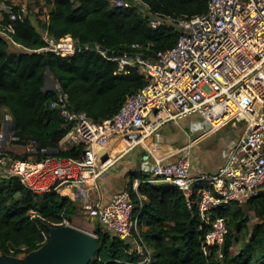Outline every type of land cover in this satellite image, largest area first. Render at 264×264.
I'll list each match as a JSON object with an SVG mask.
<instances>
[{
    "label": "built area",
    "instance_id": "obj_1",
    "mask_svg": "<svg viewBox=\"0 0 264 264\" xmlns=\"http://www.w3.org/2000/svg\"><path fill=\"white\" fill-rule=\"evenodd\" d=\"M131 1L138 4L137 0ZM112 4L124 3L118 0ZM0 6V37L14 50L48 52L59 57L80 51L70 36L56 41L47 34L43 36L45 48L21 49L10 37L11 23L23 22L24 14L15 13L2 2ZM2 13L8 15L6 25ZM151 26L178 31L174 46L157 52L152 60L143 56L140 50L144 47L138 44L130 46L137 51L133 55L109 57L97 50L117 65L118 73L138 66L146 80L144 87L127 96L119 110L103 122L97 124L82 113H71L65 94L52 79L50 89L56 99L50 107L72 124L60 148L81 146L80 159L55 156L47 148H38L33 140L24 149L28 160L9 156L4 149L18 138L13 134V120L6 113L0 130V168L34 194L74 188L81 196L84 213L111 238L128 245V252L140 258L139 264H148L150 250L137 233L134 205L127 191L115 193L107 202L88 200L89 191L99 187V180L115 160L141 147L147 159L140 164L139 172L146 182L172 185L182 193L188 209L195 206L202 223L208 225L202 252L207 255L215 248L221 259L228 231L225 218L216 210L229 203L242 206L264 187V0H207V11L202 16L154 17ZM191 117L196 118L188 129L197 138L242 125L225 162L212 173L193 167L190 145L174 152L180 154L174 161H168L171 154L159 152L156 144L147 145L146 141L162 126H179ZM37 155L45 157L36 161L33 158ZM136 186L137 181L134 190ZM54 227L70 226L63 220Z\"/></svg>",
    "mask_w": 264,
    "mask_h": 264
},
{
    "label": "trees",
    "instance_id": "obj_2",
    "mask_svg": "<svg viewBox=\"0 0 264 264\" xmlns=\"http://www.w3.org/2000/svg\"><path fill=\"white\" fill-rule=\"evenodd\" d=\"M9 1L0 0L10 6ZM113 1L118 0H34L39 11L42 5L48 9L44 22L38 19L39 15L31 20L20 7L11 6L15 13L25 17L23 22L11 23L10 37L21 49L45 48L44 34L56 41L70 36L77 46L95 44L97 48L59 57L48 52L14 50L0 37V130L7 113L18 138L12 146L25 149L33 140L38 148H47L55 156L80 159L81 146L60 148L59 143L72 124L50 107L56 93L44 88L47 74L65 94L71 113H82L92 122L101 123L119 110L127 96L144 87L146 80L138 66L118 73L117 65L97 50L133 55L137 51L130 46L138 44L144 47L140 50L143 56L152 60L157 52L172 48L178 37V31L172 27L152 28V18H189L207 11V0H137L138 4L119 0L123 6H115ZM2 17V23L8 24V15ZM7 154L20 161L29 159L26 153L21 157ZM43 157L37 155L33 159L40 161ZM146 179L140 172L135 173L124 190L134 205L132 216L137 222V233L150 250L148 264H264V190L246 203L260 223L234 255L231 249L248 219L235 203L216 210L225 218L228 231L220 250L222 258L218 259L215 248L207 255L202 252L208 225L202 223L195 206L188 209L176 187L151 184ZM76 209L72 199L55 191L34 194L17 177H0V255L18 257L37 250L49 238L47 228L70 221ZM97 227L96 252L88 264H139L140 258L128 252V245Z\"/></svg>",
    "mask_w": 264,
    "mask_h": 264
},
{
    "label": "crops",
    "instance_id": "obj_3",
    "mask_svg": "<svg viewBox=\"0 0 264 264\" xmlns=\"http://www.w3.org/2000/svg\"><path fill=\"white\" fill-rule=\"evenodd\" d=\"M0 10L3 11V6H0ZM45 89H46V83H45ZM189 123L190 122H187V123L185 122L183 125L177 126L178 130L176 132H173L171 134L169 133L163 134L161 136L160 141H158V139L154 137L150 138L149 140L146 141L147 145L156 144L159 147V152L166 154V155L171 154V156L168 157L167 159L168 161L176 160L180 154L179 153L173 154L174 152H176L177 150L187 145H190L191 146L190 150H192V146L195 145L200 140H203V138L205 137L204 136V137L197 138V135H195L196 137L193 140L189 141L188 137H185L184 135L186 133L191 134L188 129ZM230 129L231 127L224 128L225 135L221 136L220 138L215 139L216 140L214 142L215 144L214 143H213L214 145L211 144L213 145L212 147L214 148L209 152H205L203 156L201 155L202 154L201 151H199L198 153L190 151V154L192 156V161H193V167L195 168L200 167L201 171L205 173H212L225 162L228 151L231 148L232 143L237 139L231 136ZM112 146L110 145L109 148L112 149ZM60 147L62 146L60 145ZM206 157H207V164H205ZM146 159H147L146 152L141 147H138L130 151L129 153L125 154L124 156L117 158L114 164L108 169V171L99 180L98 182L99 187L97 189H93L89 191L88 200L90 202H93L95 200H101L102 202L109 201L112 195H114L115 193L119 191L124 190L125 184L127 183L129 177L139 172L140 164L146 161ZM198 160L205 162V163H202V165L204 166H200L196 164ZM136 181L137 180H134V182ZM263 190H264V187L262 188L261 191ZM59 194L66 196L72 199L73 201H74L75 195L77 197V191L74 188L62 189ZM244 205H242L241 207L245 213V217L248 219V222L246 223V228L244 232L240 234L244 237V242H247L252 234L254 227L260 223V220H258L254 212L251 211L246 204ZM81 206H82V201H81L80 208ZM244 208H246V210H244ZM235 246L237 245H234L233 247ZM233 247L231 250H233ZM237 252L238 250H234L231 253L234 255Z\"/></svg>",
    "mask_w": 264,
    "mask_h": 264
},
{
    "label": "water",
    "instance_id": "obj_4",
    "mask_svg": "<svg viewBox=\"0 0 264 264\" xmlns=\"http://www.w3.org/2000/svg\"><path fill=\"white\" fill-rule=\"evenodd\" d=\"M95 50V44L79 46ZM107 56L116 54L107 52ZM45 88V85H44ZM14 124V123H13ZM48 240L27 258L0 255V264H88L96 252V238L73 227H48Z\"/></svg>",
    "mask_w": 264,
    "mask_h": 264
},
{
    "label": "rangeland",
    "instance_id": "obj_5",
    "mask_svg": "<svg viewBox=\"0 0 264 264\" xmlns=\"http://www.w3.org/2000/svg\"><path fill=\"white\" fill-rule=\"evenodd\" d=\"M4 2H7L8 0H3ZM8 3H10V6H14V7H20L21 9H23V11L27 14H29V17L31 18V20H35V15H39L38 19H40L42 22H44L47 18V7L42 5V10L39 11V6L34 5V0H10ZM4 4V3H3ZM41 12V13H40ZM51 82H52V78L49 74H47L46 76V89H50L51 88ZM196 117H191L188 119L183 120L182 122L179 123V125H183L185 122H191L193 120H195ZM241 128L242 125L241 124H237L236 128H231L230 130V134L232 137L238 138V136L241 133ZM178 130L177 126L169 123L166 124L164 126H162L152 137L157 138L158 141L161 140V136L163 134H171L173 132H176ZM228 134V132H227ZM185 137H188L189 141L193 140L196 136L194 134H184ZM225 135L224 132V128L220 129L219 131L205 136L203 138V140H200L199 142H197L195 145L192 146V152L198 153L199 151L202 152V156L204 155L205 152H209L211 151L214 147H212L215 143V139L220 138L221 136ZM214 143V144H213ZM213 144V145H211ZM5 152H9L14 156L17 157H21L24 155L25 151L22 147H18V146H8V148L4 149ZM193 154V153H192ZM196 163V161H195ZM202 162L200 160L197 161L196 164L200 165V166H204L202 165ZM207 164V157H206V163ZM200 169V167H198ZM7 175V171L3 168H0V177ZM74 202L75 205L77 206L76 211L74 212V214L71 216L70 221H68L69 226L73 227L79 231L85 232L87 234H90L92 236L94 235V232L98 229L97 224L95 223L94 220H91L85 213L84 211L80 208L81 205V196L78 195L74 198ZM245 207V205H244ZM244 210H246V208H244ZM241 241V242H239ZM244 242V237L241 234L237 235V246L233 247V250H231V252H233L234 250H238V248L240 247V245L243 244ZM28 255H20L17 258H27Z\"/></svg>",
    "mask_w": 264,
    "mask_h": 264
}]
</instances>
